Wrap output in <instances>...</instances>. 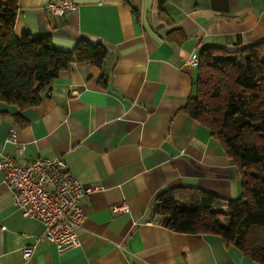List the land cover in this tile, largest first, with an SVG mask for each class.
Returning a JSON list of instances; mask_svg holds the SVG:
<instances>
[{
	"label": "crops",
	"instance_id": "crops-1",
	"mask_svg": "<svg viewBox=\"0 0 264 264\" xmlns=\"http://www.w3.org/2000/svg\"><path fill=\"white\" fill-rule=\"evenodd\" d=\"M60 1L18 0L15 35H44L69 51L88 34L111 53L100 66L72 62L38 105L0 101V150L20 165L59 156L97 189L79 201L76 243L57 250L37 239L40 222L13 205L0 171V264H256L218 236L169 230L154 197L181 187L240 195L222 146L182 107L195 93L189 59L202 46L264 39V0H69L76 10L58 17L47 4ZM11 128L23 151L6 141ZM122 203L128 213L111 210Z\"/></svg>",
	"mask_w": 264,
	"mask_h": 264
},
{
	"label": "trees",
	"instance_id": "trees-1",
	"mask_svg": "<svg viewBox=\"0 0 264 264\" xmlns=\"http://www.w3.org/2000/svg\"><path fill=\"white\" fill-rule=\"evenodd\" d=\"M17 10L18 0H0V101L19 110L38 105L72 62L100 66L106 57L103 47L84 39L64 51L44 35L24 31L16 36ZM175 32L167 37L173 40ZM177 34L181 41L184 34L179 29ZM197 56L195 93L182 110L220 143L241 180V192L225 200L196 187L173 188L158 193L154 204L169 230L218 236L264 264V39L235 52L202 46Z\"/></svg>",
	"mask_w": 264,
	"mask_h": 264
},
{
	"label": "built area",
	"instance_id": "built-area-1",
	"mask_svg": "<svg viewBox=\"0 0 264 264\" xmlns=\"http://www.w3.org/2000/svg\"><path fill=\"white\" fill-rule=\"evenodd\" d=\"M76 8L77 6L69 0L47 4V10L58 17ZM189 62L197 66L199 59L192 56ZM6 141L15 143L19 150L23 151L24 145L17 141L14 128H11ZM0 171L12 194L13 205L23 216L40 222L42 232L37 237L38 240H47L57 250L76 243L77 230L85 216L79 201L97 187L82 184L78 177L69 173L59 156L38 157L20 165L0 150ZM111 210L118 213L129 212V208L123 203L113 205ZM32 251V245L23 246V257L28 259Z\"/></svg>",
	"mask_w": 264,
	"mask_h": 264
},
{
	"label": "water",
	"instance_id": "water-1",
	"mask_svg": "<svg viewBox=\"0 0 264 264\" xmlns=\"http://www.w3.org/2000/svg\"><path fill=\"white\" fill-rule=\"evenodd\" d=\"M81 37H82V39H84L86 42H88L92 46L103 47L107 53H111V50H112L111 45L106 44L104 41L98 39L96 36L88 35V34H82ZM256 42L257 41L248 42L247 45L250 46V45L255 44ZM242 48H243V46H239V45H228V46H226V50L228 52H235V51L240 50Z\"/></svg>",
	"mask_w": 264,
	"mask_h": 264
}]
</instances>
